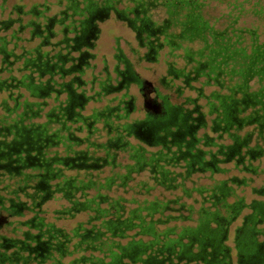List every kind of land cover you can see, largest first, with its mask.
<instances>
[{"label":"trees","instance_id":"1","mask_svg":"<svg viewBox=\"0 0 264 264\" xmlns=\"http://www.w3.org/2000/svg\"><path fill=\"white\" fill-rule=\"evenodd\" d=\"M80 1L50 15L21 0L19 17L0 19V264H252L251 252L264 255V107L244 106L264 104V33L237 19L217 30L196 0ZM101 8L135 26L149 19L140 61L200 39L170 74L197 90L204 61L227 67L225 83L205 84L219 90L216 106L175 107L177 121L161 130L150 122L165 116L132 119L133 62L119 52L113 70L107 60L99 69V19L94 38L75 41ZM252 76L256 93L245 89Z\"/></svg>","mask_w":264,"mask_h":264},{"label":"rangeland","instance_id":"2","mask_svg":"<svg viewBox=\"0 0 264 264\" xmlns=\"http://www.w3.org/2000/svg\"><path fill=\"white\" fill-rule=\"evenodd\" d=\"M60 1L66 2V0H23L25 3L24 10L28 11L32 4H47L51 7L50 15L59 11L57 3ZM201 7V16L211 27L217 30L223 29L227 21L237 19L238 26L241 28H248L256 30L259 34L264 33V0H196ZM21 0H9L5 2L0 0V19L7 18L8 16L19 17L17 11H14V4L19 3ZM153 18L159 19L157 12ZM25 18L24 21H27ZM99 26V38L96 41L95 52L98 54L97 63L103 64V60H107L109 69L113 70L114 65L117 63L115 55L117 53H124L127 58L133 62V66L142 75L144 79L150 80L153 86L158 90L159 102L162 103L163 97H168L167 102L174 106H181L184 109H193L195 107H203L204 111H207L209 101H213L212 94L219 91L216 87L205 86L203 80H198L195 83L196 88L203 89V95L199 96L197 90H193L183 82V79L176 78L170 74L169 65L175 66L177 69L186 66L183 54H185V48L189 52H194L198 46L201 45L200 39L187 41L184 43L183 49L177 51L174 56L169 55L166 58L168 49L161 50L153 61L143 60L140 61L139 55L145 51L141 49L140 43L137 40V35L127 22L119 19L115 14L109 15L107 18L98 21ZM22 37H29L28 30L22 34ZM29 46V45H28ZM138 51V54L135 53ZM181 57L178 59L177 56ZM121 68H124V64L119 63ZM192 64H189V66ZM188 66V65H187ZM142 79V78H141ZM183 87L182 92H178V86ZM130 92L133 94L135 112L132 114V119H143L147 113L144 108V101L142 93L137 85L131 84ZM252 88L256 85L252 84ZM220 93H223L221 91ZM157 93H154L156 99ZM3 96L0 95V102ZM195 100V103L193 102ZM216 104L220 105L219 100H216ZM95 104H91L89 107H94ZM99 106V105H97ZM101 107V106H99ZM219 107V106H218ZM216 117V116H215ZM210 119V117H208ZM210 133L211 131L208 130ZM205 130H199L198 135H203ZM264 162V161H263ZM230 167V166H227ZM234 173V172H233ZM246 198L248 202L253 199L250 193V189L246 190ZM53 207V206H51ZM250 210L246 209L245 213H249ZM12 221H20V218L13 216ZM7 234L17 236V234H11L7 229ZM19 236L21 233L19 232Z\"/></svg>","mask_w":264,"mask_h":264},{"label":"flooded vegetation","instance_id":"3","mask_svg":"<svg viewBox=\"0 0 264 264\" xmlns=\"http://www.w3.org/2000/svg\"><path fill=\"white\" fill-rule=\"evenodd\" d=\"M76 1L79 2V3L81 2L80 0H76ZM90 12H91V17H89L88 19H85L84 21H82V23L80 25L82 30H81V34L76 37V39H75L76 42H80L82 40L83 41H88L89 39L94 38L95 33L97 32L96 19L102 20L104 18H107L111 14H115V12H114V10L112 8H101L100 10L99 9H95V10H92ZM145 20H149V19H147V17H145L144 19H142V24L141 25H136V26L133 25V23L131 21H130L131 23L127 22L128 26L131 27V29H133L134 32L136 33L137 40L138 39L140 40V42H139L140 45L143 44L142 40L140 39V33L142 31H144L143 28H149L148 24L146 22H144ZM50 21H51L50 23H52V20H50ZM158 39H156V41H158ZM88 44H90V43L88 42ZM149 45H150L149 46L150 54H154L155 53L154 46L156 44L154 43V41H152V42L149 41ZM204 63L207 64L206 66L210 70L208 72H205L204 74H202L200 76V78H198V80H203L204 84H214L215 80H217V82H218V78H220L222 83L226 82L225 78H222V77L226 76V75H223V73H224V69H226L227 67H224L223 65H219L218 66V71H216L215 70L216 67L209 66L207 61H204ZM129 77L132 80L134 79V76L131 73H130ZM185 78H186L185 82L189 83V81H190V73H186ZM198 80H194V81H198ZM255 80L256 79L254 78V76H252L251 78H247L245 80L246 92H247L248 88H249V90H251V92H255L256 93V92L260 91V89L258 90L259 87H258L257 81H255ZM252 84H255L256 87L252 88L251 87ZM194 87H195V85H194ZM139 89H140V92L142 93L141 87H139ZM199 89H201V88H197V90H199ZM153 93H157V95H156L157 97H156L155 101H156V103L159 104L160 108H158V107H155V108L150 107V110L149 111L146 110V111H148L149 113H151L153 115H156V116H165V117H167L165 122L164 121H157V122H153L152 121V122H150V124H151V126L153 128H157V129L161 130V127L167 126L169 123H173V121H177V119L179 117L178 116V112L179 111L175 107H181V106L171 105L164 98L162 99V103H160L159 102L158 90L156 88H155ZM223 101H224L223 102V107H228V108L231 107V105L229 103H227L226 100H223ZM215 106L216 105H214V103L210 100L209 103H208V107H215ZM235 107H238V105L235 106ZM244 107H264V104H262L261 101H256L255 103L252 102L251 105L245 103ZM182 122L184 123V118L182 119ZM186 128H187L186 125H181L180 126V130H179L180 131L179 134L180 133L182 134V132L183 133L186 132V130H185ZM1 222H2V220L0 219V224H1ZM213 240L215 241L214 237H213ZM248 257L250 259H252V264H264V255L262 253V250L260 251L259 248L257 249L256 252H251L250 255H248Z\"/></svg>","mask_w":264,"mask_h":264},{"label":"water","instance_id":"4","mask_svg":"<svg viewBox=\"0 0 264 264\" xmlns=\"http://www.w3.org/2000/svg\"><path fill=\"white\" fill-rule=\"evenodd\" d=\"M141 90H142V96L144 98V108L145 110H150V107L160 108L159 104L156 103L155 98H153L151 95L153 94L155 87L153 86V83L150 81H142L141 82Z\"/></svg>","mask_w":264,"mask_h":264},{"label":"crops","instance_id":"5","mask_svg":"<svg viewBox=\"0 0 264 264\" xmlns=\"http://www.w3.org/2000/svg\"><path fill=\"white\" fill-rule=\"evenodd\" d=\"M141 78H142V79H141V82H142V81H150V80L144 79V77H142V75H141ZM141 82H140V83H141ZM150 82H151V81H150ZM140 85H141V84H140ZM140 85H139V87H140ZM130 89H131V87L129 88L128 94L130 95V97H131L130 100H131V102H132V104H133V106H134V99H133V97H132L133 94L130 92ZM153 95H154V93H153L151 96L154 97ZM142 97H143V96H142ZM143 101H144V98H143Z\"/></svg>","mask_w":264,"mask_h":264}]
</instances>
